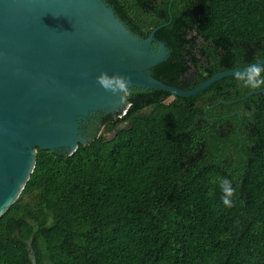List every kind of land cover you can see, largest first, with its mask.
Segmentation results:
<instances>
[{
    "label": "trees",
    "instance_id": "trees-1",
    "mask_svg": "<svg viewBox=\"0 0 264 264\" xmlns=\"http://www.w3.org/2000/svg\"><path fill=\"white\" fill-rule=\"evenodd\" d=\"M104 1L142 39L168 24L155 38L170 57L152 71L166 85L264 59V0ZM263 89L238 76L193 98L134 89L73 156L38 151L0 219V264H264V94L216 107Z\"/></svg>",
    "mask_w": 264,
    "mask_h": 264
},
{
    "label": "water",
    "instance_id": "water-1",
    "mask_svg": "<svg viewBox=\"0 0 264 264\" xmlns=\"http://www.w3.org/2000/svg\"><path fill=\"white\" fill-rule=\"evenodd\" d=\"M167 25L142 39L104 0H0V219L30 181L38 151L73 156L92 142L82 133L83 121L127 114L128 92L193 98L247 72L218 73L192 91L156 80L153 69L170 54L155 34ZM255 65L264 67V59ZM105 73L129 82L122 98L99 86ZM260 94L264 89L216 107ZM32 261L37 264L33 255Z\"/></svg>",
    "mask_w": 264,
    "mask_h": 264
},
{
    "label": "clouds",
    "instance_id": "clouds-1",
    "mask_svg": "<svg viewBox=\"0 0 264 264\" xmlns=\"http://www.w3.org/2000/svg\"><path fill=\"white\" fill-rule=\"evenodd\" d=\"M260 68L255 64H250L247 72L243 75H238V79L243 81L246 87H256L264 84V78L259 77ZM97 83L107 93L113 96L123 97L129 90V82L119 75L101 74L97 77ZM221 192L223 193L221 200L226 207H232L234 203L235 188L232 182L225 179L221 184Z\"/></svg>",
    "mask_w": 264,
    "mask_h": 264
},
{
    "label": "flooded vegetation",
    "instance_id": "flooded-vegetation-1",
    "mask_svg": "<svg viewBox=\"0 0 264 264\" xmlns=\"http://www.w3.org/2000/svg\"><path fill=\"white\" fill-rule=\"evenodd\" d=\"M129 93V92H128ZM110 115H102L97 114L94 115L82 123V133L83 135L89 139V141H93L98 133H101L103 129V121L104 118ZM114 116V115H113ZM100 135V134H99Z\"/></svg>",
    "mask_w": 264,
    "mask_h": 264
},
{
    "label": "rangeland",
    "instance_id": "rangeland-1",
    "mask_svg": "<svg viewBox=\"0 0 264 264\" xmlns=\"http://www.w3.org/2000/svg\"><path fill=\"white\" fill-rule=\"evenodd\" d=\"M120 127H125V125H121ZM110 139H112V136H110Z\"/></svg>",
    "mask_w": 264,
    "mask_h": 264
},
{
    "label": "built area",
    "instance_id": "built-area-1",
    "mask_svg": "<svg viewBox=\"0 0 264 264\" xmlns=\"http://www.w3.org/2000/svg\"><path fill=\"white\" fill-rule=\"evenodd\" d=\"M125 115H126V113L123 116H125Z\"/></svg>",
    "mask_w": 264,
    "mask_h": 264
}]
</instances>
